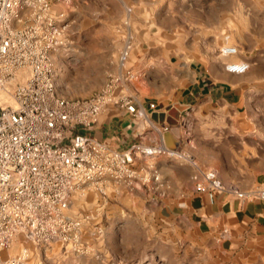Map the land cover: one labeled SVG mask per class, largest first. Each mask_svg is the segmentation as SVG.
I'll list each match as a JSON object with an SVG mask.
<instances>
[{"label":"crops","instance_id":"1","mask_svg":"<svg viewBox=\"0 0 264 264\" xmlns=\"http://www.w3.org/2000/svg\"><path fill=\"white\" fill-rule=\"evenodd\" d=\"M53 6L77 21L101 13L113 24L130 21L133 48L122 68L140 74L133 87L148 117L135 119L110 104L88 134L125 150L161 137L154 124L168 123L154 112L188 105L174 136L185 156H158L151 166L142 161L143 173L156 171L143 187L104 181L103 207H125L162 226L189 251L190 264H264V199L228 192L211 199L194 180L213 168L226 185L264 187V0H54ZM229 46L237 52L227 53ZM240 62L248 63L243 72L227 68Z\"/></svg>","mask_w":264,"mask_h":264},{"label":"built area","instance_id":"2","mask_svg":"<svg viewBox=\"0 0 264 264\" xmlns=\"http://www.w3.org/2000/svg\"><path fill=\"white\" fill-rule=\"evenodd\" d=\"M53 1L0 0V91L14 83L9 93L16 102L0 103V264H42L32 262L29 242L38 246L61 242L76 251L85 249L83 221L68 212L77 191L94 185L104 193L102 185L108 179L143 187L156 178V171L143 173L142 161L151 166L158 156H185L165 143L170 124H154L160 138L134 142L125 150L113 149L87 133L110 104L124 107L135 119L148 117L133 87L140 74L122 68L134 36L127 30L121 70L110 73L99 91L64 97L56 84L54 55L68 44L70 23L65 11L54 9ZM225 51L233 54L237 49L229 46ZM227 68L243 72L248 63H231ZM23 69L26 79L17 82ZM194 180L196 191L211 199L219 192L242 200L264 199V187L246 191L226 185L213 168L194 175ZM15 245H21L17 253L4 255Z\"/></svg>","mask_w":264,"mask_h":264},{"label":"rangeland","instance_id":"3","mask_svg":"<svg viewBox=\"0 0 264 264\" xmlns=\"http://www.w3.org/2000/svg\"><path fill=\"white\" fill-rule=\"evenodd\" d=\"M58 9L62 8L58 6ZM100 15L99 19L80 21L67 16L70 23L68 44L54 55L56 84L64 97L90 96L105 85L110 73L121 70L120 51L130 21L113 24L104 14ZM26 74L27 69L20 71L17 82L25 81ZM13 88L14 83L0 91V103L16 105L9 93ZM104 193L94 185H87L73 196L68 212L83 221L81 240L85 249L76 251L61 242L46 246L29 242L26 245L32 262L190 264L189 251L180 241L171 242L166 229L148 218L137 219L134 210L103 207ZM20 248L21 245H15L4 255L15 254Z\"/></svg>","mask_w":264,"mask_h":264},{"label":"water","instance_id":"4","mask_svg":"<svg viewBox=\"0 0 264 264\" xmlns=\"http://www.w3.org/2000/svg\"><path fill=\"white\" fill-rule=\"evenodd\" d=\"M187 108H188V105L176 103L167 112H154L152 115L160 123L166 122V123L170 124L171 126H173V129L171 131H168L164 134L166 144L172 149L177 148L178 143H177L174 136L175 135L179 136L178 125H179L180 120H181V114H182V112L187 110ZM174 139H175V141H174Z\"/></svg>","mask_w":264,"mask_h":264}]
</instances>
